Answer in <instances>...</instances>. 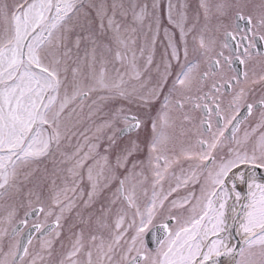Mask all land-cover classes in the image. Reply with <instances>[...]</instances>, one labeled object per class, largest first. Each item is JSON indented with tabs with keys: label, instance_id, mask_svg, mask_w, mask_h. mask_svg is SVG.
<instances>
[{
	"label": "snow or ice",
	"instance_id": "snow-or-ice-1",
	"mask_svg": "<svg viewBox=\"0 0 264 264\" xmlns=\"http://www.w3.org/2000/svg\"><path fill=\"white\" fill-rule=\"evenodd\" d=\"M248 6L0 0V264H264V72L233 67L264 57ZM112 101L101 154L79 126Z\"/></svg>",
	"mask_w": 264,
	"mask_h": 264
},
{
	"label": "rangeland",
	"instance_id": "rangeland-1",
	"mask_svg": "<svg viewBox=\"0 0 264 264\" xmlns=\"http://www.w3.org/2000/svg\"><path fill=\"white\" fill-rule=\"evenodd\" d=\"M161 2H162L163 4H166L167 0H161ZM189 2H190V4H191L192 9H195L196 6H197L198 0H189ZM211 2H215V0H211ZM212 23H213V24L216 23V21H215L214 18H213V20H212ZM221 31H222V30H221ZM221 31H220L219 33H217V36L221 33ZM109 67L111 68V65H110ZM136 83H137V82H136L135 80H131V81H130V86H131V84H136ZM150 86H151L150 83H149V84H146V87H150ZM120 104H125V107H129L124 101H112V102H108V103L106 104V106L103 108V110H102L100 113H98L97 115L93 116L91 119H85L84 122H83V124H81V125L79 126L80 129H87V130H88V131H87V135H88L89 137H91V138L94 139L96 136H99V138H100V142H101V147H100V152H101V154L104 153V147H106V145H107L106 136H107L108 134H110V130L105 129V130H103L102 132H97L96 129H97V127H98L99 125H101L105 120L111 119V111H110V110L113 109V108L118 107ZM159 106H160V102L157 101L155 107L153 108V111H155L157 108H159ZM132 111H133V112L136 111V108H135L134 106H132ZM153 111H152V115H155L156 112L153 113ZM87 112H88V109H87V107H85V109H84V114L86 115ZM253 120H254V119H251V120L247 123L246 127H247L248 124L251 123ZM177 125H179V122H177ZM123 126H124V125H123L122 122H120V123H118V124L116 125L117 128H119V127H123ZM150 128H151V127H150V122H149V127H148V129H147L146 131H142V132H141V138L147 137V136L149 135L148 132L150 131ZM167 131H168L170 134H171L173 131H175V134H176V137H177L176 143H177V147H178V146H179V140L181 139V138L179 137V131H180L179 126H177V128H176L175 130H173V129H167ZM125 139H126V138H125ZM81 142H83L82 139H81ZM74 143H75V140H74ZM122 143H123V140H119L118 143H117V148H118V147L120 146V144H122ZM114 151H115V149H114ZM145 154H146V153H142L141 156H140V158H141V159H144ZM43 166H44V165H40L41 168H43ZM168 184H169V181L166 180V181L164 182V188H165V190H167V188H168ZM145 187L148 189V194H149V196H150V195H151V186H150V183H149L148 185H145ZM105 195H107V193H106ZM146 199H147V198L142 197V200L146 201ZM166 207H167V206H166ZM5 214H6V203L3 202V201H0V217H3ZM22 216H23V213H21L20 216L17 217V221H18L20 218H22ZM40 219H41V221H43L44 217L41 215ZM17 221H13V224H15ZM49 222H51L50 219H49ZM159 222H160V217H157V219L154 221V223H159ZM29 225H30V224H29ZM8 227H9V230H10V229H11V225H9ZM173 227H176L175 222L173 223ZM39 243H40L39 239H34L32 245L30 246V251H35V250H37V249H38V246H39ZM62 251H63V250L57 248L56 254L53 256V260H57V259H59L60 256H61V254H62ZM252 251H253L254 254H256V255H254V256L252 257L253 264H260V257H259V255H258V251H259V250H258V249H253Z\"/></svg>",
	"mask_w": 264,
	"mask_h": 264
},
{
	"label": "flooded vegetation",
	"instance_id": "flooded-vegetation-1",
	"mask_svg": "<svg viewBox=\"0 0 264 264\" xmlns=\"http://www.w3.org/2000/svg\"><path fill=\"white\" fill-rule=\"evenodd\" d=\"M237 2L238 3H241V2L248 3L249 6L243 9L244 14L247 15L249 12H252L255 15V11L256 10L253 9L251 5L258 4L260 2V0H237ZM226 23H229V24H231L234 27V13L232 14V18L230 20L226 21ZM241 23L243 24V22H241ZM253 24H255V19L253 20ZM246 29H247V25L245 24L244 25V30H246ZM254 30L256 32V38L253 39L251 41V43H254L256 45V49H257L258 52H264V40H260L259 39V36L264 35V29H259L257 27ZM239 34H241V33H237V35H239ZM218 39L221 40V41L223 40V30L218 35ZM241 43H243L245 46H247L249 44V41H242ZM229 44L232 45L233 48L236 46V42L232 41V40H229ZM225 54L226 55H230L231 54V49H225ZM224 67H225V75L226 76H231L233 73L227 71V66L226 65ZM233 67L239 68L240 71L247 70L249 72V76L250 77H252L254 74H255L256 77H258L262 72H264V57L256 55V56H254L252 58V60L249 62V64L247 66L246 65H240L237 62V64H235ZM253 87L259 89L261 86L260 85H254ZM155 112H156V110L153 111V113H155ZM251 119H255V113H254L253 117L249 119V121ZM249 121H246L245 124L241 126V133H239L238 135L243 133V131L246 128V125H247V123ZM150 133H151V128H150V131L148 132V134L150 135ZM140 135H141V133H140ZM30 226H31V222H30V225H28V227H30Z\"/></svg>",
	"mask_w": 264,
	"mask_h": 264
},
{
	"label": "water",
	"instance_id": "water-1",
	"mask_svg": "<svg viewBox=\"0 0 264 264\" xmlns=\"http://www.w3.org/2000/svg\"><path fill=\"white\" fill-rule=\"evenodd\" d=\"M32 219H35V217H33ZM171 224L173 223V221L172 222H170ZM27 231V230H26ZM146 239L148 240V241H150V247H152V248H155L156 247V244H155V242L154 241H152V237H151V234H149L147 237H146Z\"/></svg>",
	"mask_w": 264,
	"mask_h": 264
}]
</instances>
